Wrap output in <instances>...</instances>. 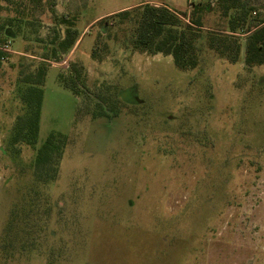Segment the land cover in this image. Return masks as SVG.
<instances>
[{
	"label": "rangeland",
	"instance_id": "1",
	"mask_svg": "<svg viewBox=\"0 0 264 264\" xmlns=\"http://www.w3.org/2000/svg\"><path fill=\"white\" fill-rule=\"evenodd\" d=\"M136 1L56 0L55 14L82 32L60 61L42 57L65 28L49 0L30 9L32 23L10 22L15 8L0 12V240L22 199L48 208L22 235L33 249L0 250V264H264V64L246 67L243 45L230 63L201 42L186 70L170 55L125 49L124 27L103 21ZM165 1L194 13L210 0ZM258 6L264 14V0ZM193 17L226 28L215 7ZM42 62L35 146L10 145L21 73ZM70 62L83 65L86 90L109 96L115 116H93L92 99L60 84ZM51 134L66 137L57 174L35 184L36 151Z\"/></svg>",
	"mask_w": 264,
	"mask_h": 264
},
{
	"label": "trees",
	"instance_id": "2",
	"mask_svg": "<svg viewBox=\"0 0 264 264\" xmlns=\"http://www.w3.org/2000/svg\"><path fill=\"white\" fill-rule=\"evenodd\" d=\"M25 1H29V7ZM42 0H0V12L6 8H15V16L10 17L11 21L21 22L33 21L28 18L31 10L40 5ZM260 0H215L208 1L194 13L202 11L206 13L213 11L215 7L221 16L227 18L225 29H213L203 25L194 16L193 12H178L164 4H151L145 2L127 9H123L107 16L114 18L103 24L109 28L112 26L124 27V36L121 43L125 49L144 52L147 54L162 53L172 57L174 65L181 70L190 69L199 63L201 42L215 55L230 63L238 60L241 48H244V63L246 67L264 64V14L259 10ZM56 0H49L48 9L52 12L55 25L64 24L63 33L55 30V34L48 41L47 52L43 59L60 61L73 48L79 33L74 26L73 20L65 14L60 17L55 14L54 6ZM31 9V10H30ZM42 11V7H39ZM105 16V17H107ZM106 19V18H105ZM116 19V20H115ZM57 20V23H56ZM246 35L242 42L240 35ZM7 56V53L0 49V60ZM91 57L98 59L94 49ZM47 65L39 63L33 69L21 73L20 83L21 103L23 112L16 117L14 126L9 135L10 145L25 143L35 146L39 116L43 95V83L46 76ZM66 74L59 73L57 78L60 84L69 89L75 96L81 94L92 99L94 105L100 108L99 112H93V116H105L112 118L116 110L109 96L103 94H92L84 86V67L77 62H70L66 67ZM90 101V100H89ZM66 137L58 134H51L36 151L33 163V174L35 184H46L52 181L57 174L58 161L63 153ZM35 197L38 192L33 191ZM39 206L33 198H24L21 203L16 204L10 211V218L3 231L0 240V250L9 252L10 248L23 250L33 249L34 238L29 244L23 240V233L28 234L29 223L46 214L48 208L38 213ZM35 214H40L38 217ZM26 225H28L26 227ZM21 232V233H20ZM28 240V239H27ZM32 241V242H31ZM31 242V243H30ZM16 244V247L14 245ZM9 250V251H8ZM10 254V252H9ZM8 256V255H7Z\"/></svg>",
	"mask_w": 264,
	"mask_h": 264
},
{
	"label": "crops",
	"instance_id": "3",
	"mask_svg": "<svg viewBox=\"0 0 264 264\" xmlns=\"http://www.w3.org/2000/svg\"><path fill=\"white\" fill-rule=\"evenodd\" d=\"M171 1H176V0H171ZM145 2H149V3H154V4H164V5H167V2L165 0H138L136 1L135 3H130V4H127V5H123L122 7L116 9V10H111V11H120V10H123V9H127V8H130V7H133V6H136V5H139V4H142V3H145ZM170 7V6H169ZM172 8V7H171ZM100 16H102V14H100L98 17H96L95 19L99 18ZM94 19V20H95ZM93 21H90L86 24V26H89V24H91ZM85 29V28H84ZM82 33V32H81ZM81 33L79 34L78 36V39L76 40L73 48H75L77 46V44L79 43V39H80V35Z\"/></svg>",
	"mask_w": 264,
	"mask_h": 264
}]
</instances>
